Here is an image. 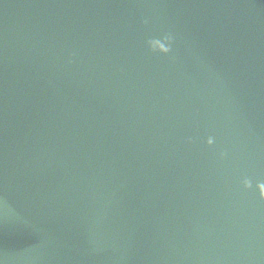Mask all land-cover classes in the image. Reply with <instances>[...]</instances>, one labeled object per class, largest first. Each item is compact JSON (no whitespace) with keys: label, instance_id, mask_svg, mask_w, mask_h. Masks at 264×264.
Instances as JSON below:
<instances>
[{"label":"water","instance_id":"water-1","mask_svg":"<svg viewBox=\"0 0 264 264\" xmlns=\"http://www.w3.org/2000/svg\"><path fill=\"white\" fill-rule=\"evenodd\" d=\"M0 264H264V0H0Z\"/></svg>","mask_w":264,"mask_h":264}]
</instances>
